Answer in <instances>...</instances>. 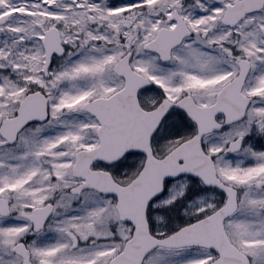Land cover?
I'll return each mask as SVG.
<instances>
[{
	"label": "snow or ice",
	"instance_id": "1",
	"mask_svg": "<svg viewBox=\"0 0 264 264\" xmlns=\"http://www.w3.org/2000/svg\"><path fill=\"white\" fill-rule=\"evenodd\" d=\"M0 264H264V0H0Z\"/></svg>",
	"mask_w": 264,
	"mask_h": 264
}]
</instances>
